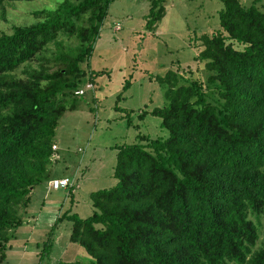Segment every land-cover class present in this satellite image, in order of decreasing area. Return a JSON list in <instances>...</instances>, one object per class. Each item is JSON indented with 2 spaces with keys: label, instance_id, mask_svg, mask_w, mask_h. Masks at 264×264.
Here are the masks:
<instances>
[{
  "label": "trees",
  "instance_id": "16d2710c",
  "mask_svg": "<svg viewBox=\"0 0 264 264\" xmlns=\"http://www.w3.org/2000/svg\"><path fill=\"white\" fill-rule=\"evenodd\" d=\"M13 1L0 0V17ZM113 1L61 0L0 33V264L31 191L55 178V129L92 91L89 58ZM220 1L215 30L188 42L194 65L147 76L166 99L147 111L167 134L118 146L116 183L90 192L88 216L64 210L38 255L65 220L85 256L56 264H264V3ZM164 2L150 0L146 29Z\"/></svg>",
  "mask_w": 264,
  "mask_h": 264
},
{
  "label": "rangeland",
  "instance_id": "374dc122",
  "mask_svg": "<svg viewBox=\"0 0 264 264\" xmlns=\"http://www.w3.org/2000/svg\"><path fill=\"white\" fill-rule=\"evenodd\" d=\"M60 1L11 2L0 17V33L11 32L13 25L34 22V11L52 9ZM242 1L249 5L253 0ZM262 3L264 0L256 2L258 7ZM149 6L150 0L110 3L89 58L90 68L82 64L98 72L94 77L95 87L76 97V108L63 113L53 137L56 146L52 147L55 151L49 173L52 177L73 179L72 201L65 199L64 188H50L48 182L35 187L28 206L20 210L23 224L14 230L15 238L10 240L2 264L83 260L82 249L69 241L68 221H62L55 229L49 253L38 255L41 241L64 210L70 207L79 216H88L93 208L90 192L116 183L112 173L118 146L137 142L138 133L150 137L167 134L160 128L159 118L147 111L166 101L158 81H149L147 76H163L167 69L176 67L172 63L193 66L197 48L192 49L188 42L200 43L193 39L195 31L199 34L215 30L217 13L223 5L220 0H165V14L151 30L145 28ZM204 73V69H199L201 77ZM125 79L130 84L123 91ZM142 111L146 112L143 118L139 117ZM76 203L79 205L75 207Z\"/></svg>",
  "mask_w": 264,
  "mask_h": 264
},
{
  "label": "built area",
  "instance_id": "2783aa9c",
  "mask_svg": "<svg viewBox=\"0 0 264 264\" xmlns=\"http://www.w3.org/2000/svg\"><path fill=\"white\" fill-rule=\"evenodd\" d=\"M91 86V84H87L86 87L89 88ZM83 92L82 88L78 89L76 91L77 94H81ZM53 147H55V145H53ZM70 184V181L67 177L64 178H54L50 180V185L52 186V188H59V187H66L67 185Z\"/></svg>",
  "mask_w": 264,
  "mask_h": 264
},
{
  "label": "clouds",
  "instance_id": "9594fccd",
  "mask_svg": "<svg viewBox=\"0 0 264 264\" xmlns=\"http://www.w3.org/2000/svg\"><path fill=\"white\" fill-rule=\"evenodd\" d=\"M91 84V86L89 87L90 89H92L93 88V84L92 83H90ZM77 94V93H76ZM82 94V93H81ZM55 145V144H54ZM56 146V145H55ZM53 147V146H52ZM53 148H55V147H53ZM67 177V176H66ZM55 178H64V177H55ZM68 178V177H67ZM52 179H54V178H52ZM51 180V179H50ZM50 180L48 181V184H49V187L51 188L52 186L50 185ZM71 185H73V182L72 183H70L69 185H67L66 187H59V188H64L65 190H66V192H67V194H68V192H69V188H70V186ZM59 188H56V189H59ZM53 189H55V188H53ZM67 194H66V196H67ZM70 208V207H69Z\"/></svg>",
  "mask_w": 264,
  "mask_h": 264
},
{
  "label": "crops",
  "instance_id": "0c3cea01",
  "mask_svg": "<svg viewBox=\"0 0 264 264\" xmlns=\"http://www.w3.org/2000/svg\"><path fill=\"white\" fill-rule=\"evenodd\" d=\"M65 199H68V197H66ZM65 199H64V200H65ZM71 201H72V200H70V202H71ZM78 205H79V204H78V203H76V204H75V207H76V206H78Z\"/></svg>",
  "mask_w": 264,
  "mask_h": 264
}]
</instances>
